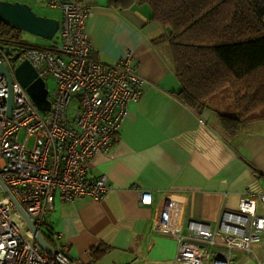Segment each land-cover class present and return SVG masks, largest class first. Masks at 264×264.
I'll return each instance as SVG.
<instances>
[{"label":"crops","instance_id":"0c3cea01","mask_svg":"<svg viewBox=\"0 0 264 264\" xmlns=\"http://www.w3.org/2000/svg\"><path fill=\"white\" fill-rule=\"evenodd\" d=\"M87 4L93 57L112 64L132 49L146 82L129 106L120 141L90 161L91 175H106L112 192L101 202L93 196L68 202L57 193L43 233L47 240L50 232L61 234L53 244L80 264H176L177 240L153 231L161 195L178 190L189 198L188 219L215 225L223 210L264 192V111L242 117L231 88L203 108L190 105L181 94L170 30L153 19L148 4ZM140 189L152 192V204H141ZM263 263L264 233L252 252L234 251L233 264ZM206 264H214L213 254Z\"/></svg>","mask_w":264,"mask_h":264},{"label":"built area","instance_id":"2783aa9c","mask_svg":"<svg viewBox=\"0 0 264 264\" xmlns=\"http://www.w3.org/2000/svg\"><path fill=\"white\" fill-rule=\"evenodd\" d=\"M44 1L63 11L59 40L48 47L15 44L0 52L13 79L0 70V264H80L53 244L62 241L61 234L50 232L54 253L40 243L4 185L43 235L57 193L68 202L86 196L103 201L113 185L106 175H91L90 161L120 141L129 106L141 99L146 82L132 49L112 64L93 57L88 4ZM25 60L46 82L49 77L56 82L49 111L37 106L16 76ZM77 95L79 111L72 122L69 108ZM140 202L152 204V192L140 189ZM189 206L178 190L163 192L156 205L153 231L177 240L176 264H206L211 254L214 264H233L234 251L252 252L264 233V192L248 194L237 210H223L215 225L188 219Z\"/></svg>","mask_w":264,"mask_h":264},{"label":"trees","instance_id":"16d2710c","mask_svg":"<svg viewBox=\"0 0 264 264\" xmlns=\"http://www.w3.org/2000/svg\"><path fill=\"white\" fill-rule=\"evenodd\" d=\"M110 1L148 4L153 19L170 30L181 94L190 105L203 108L231 88L242 117L264 111V0ZM21 32L0 18V45L35 46Z\"/></svg>","mask_w":264,"mask_h":264},{"label":"water","instance_id":"95a60500","mask_svg":"<svg viewBox=\"0 0 264 264\" xmlns=\"http://www.w3.org/2000/svg\"><path fill=\"white\" fill-rule=\"evenodd\" d=\"M0 18L14 26L19 27L21 30L36 34L49 40H53L60 29V20L52 17L41 16L36 13L29 4L20 2H9L0 0ZM10 52L9 49H7ZM0 70L3 71L10 81L12 82V75L8 71L4 63H0ZM16 76L21 83L27 88L28 92L34 99L37 106L43 111L51 109L52 101L49 97L50 90L47 87L46 80L38 76V72L33 64L25 60L16 67ZM13 105V98L10 99L11 115ZM4 185V184H3ZM6 191L11 196L13 202L20 210L22 216L36 234L40 243L51 252H55V248L46 239V237L38 230L34 221L29 217L26 210L18 202L10 189L4 185Z\"/></svg>","mask_w":264,"mask_h":264},{"label":"rangeland","instance_id":"374dc122","mask_svg":"<svg viewBox=\"0 0 264 264\" xmlns=\"http://www.w3.org/2000/svg\"><path fill=\"white\" fill-rule=\"evenodd\" d=\"M9 2H13V1H9ZM14 2L29 4L33 8V10L41 16L52 17L60 20L63 18V13L60 9L50 7L44 0H21V1L16 0ZM220 19L223 22L226 20V18H220ZM23 39L26 42L37 43L41 46L48 47L59 40V34H57L53 40H49L44 37L38 36L36 34L24 31ZM46 83H47V87L50 90L49 91L50 95L53 98V94L57 87L56 82L52 77H49ZM229 102L233 103V95L230 96ZM78 111H79V96L77 95L69 108V117L72 122L75 121ZM43 231H46V226L43 228Z\"/></svg>","mask_w":264,"mask_h":264}]
</instances>
